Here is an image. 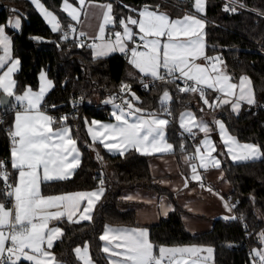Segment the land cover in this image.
I'll return each instance as SVG.
<instances>
[{
	"label": "trees",
	"instance_id": "16d2710c",
	"mask_svg": "<svg viewBox=\"0 0 264 264\" xmlns=\"http://www.w3.org/2000/svg\"><path fill=\"white\" fill-rule=\"evenodd\" d=\"M97 1L112 5L116 22L108 26L110 30H120L121 19L129 16L135 18L138 9L145 6H159L171 16L194 12L193 0ZM42 2L57 14L61 31H52L29 0H0V25L12 14H18L21 18L19 30L7 28L12 38V53L20 61V67L14 74L16 93L25 86L36 88L38 73L45 69L53 87L44 97L43 109L55 118V126L61 125V117L68 118L63 124L70 126L81 150L80 165L72 176L42 183L41 192L49 194L89 189L99 185L100 179L104 180L105 188L103 196L95 205L92 220L59 222L64 234L54 242L52 251L63 264H81L73 253V247L86 241L91 257L98 264H108L101 249L100 233L103 225L135 224L133 210L119 208L122 203L119 197L121 190L133 187L159 192L165 190L151 176L147 155L135 149H130L123 156L108 152L101 143L89 138L86 121L92 117L110 118V104L106 103V99L112 98L121 89L122 83L131 85L140 98L136 103L150 111L160 108L159 96L162 92L171 94V115H167L170 123L166 128V136L173 143L178 144L181 139L176 123L178 111L191 107L197 115H201L205 108L199 107V104H203L199 94L180 92L176 80H158L141 89L138 86L141 74L129 63L126 53L114 52L96 58L89 47H80L75 39H62L71 21L60 7L61 0ZM239 2L247 8H237L233 12L225 11L229 5L223 0H206L202 14L205 19V49L208 53L219 52L226 72L233 80H237L241 74L250 77L256 103L242 104L236 113L228 107H213L210 113L213 118L221 117L239 140L256 143L264 153V0ZM206 95L209 101L215 100V96L209 95L207 90ZM79 98L83 103L78 111L73 110L72 105ZM14 107L12 97L7 107L0 106V112H5L4 124L9 128ZM8 156L6 130L0 126V160L8 162ZM222 166L232 185L229 198L234 202L235 218H215L209 230L193 234L183 226V209L175 206L166 217L148 226L149 239L154 245L207 244L213 247V259L217 264H252L250 254L254 249L264 247L258 235L264 231V155L243 161L223 159ZM2 183L0 181V201L4 202ZM18 264L30 263L20 260Z\"/></svg>",
	"mask_w": 264,
	"mask_h": 264
},
{
	"label": "snow or ice",
	"instance_id": "6c2138e0",
	"mask_svg": "<svg viewBox=\"0 0 264 264\" xmlns=\"http://www.w3.org/2000/svg\"><path fill=\"white\" fill-rule=\"evenodd\" d=\"M31 2L41 10L52 26V31L62 30L56 15L48 11L40 0ZM77 3L79 7L64 0L63 10L73 21L80 23L81 12L91 4V0H77ZM230 5L225 7V11L235 12L237 5L243 7L239 0H230ZM93 6L104 9L99 34L88 45L82 39L87 33L81 31L78 35L81 38L79 46L90 47L94 57H105L116 51L130 52L129 63L141 74L151 77L153 81L168 82L169 78L171 82L183 80L184 86L178 87V90L199 94L209 108L230 105L233 111L238 112L242 101L249 105L256 103L250 77L243 75L238 83H233V77L227 74L222 57H209L205 54V21L197 15L186 14L182 19L173 20L167 13L160 12L159 6L154 9L145 6L138 11L137 17L121 19L119 24L122 32H114V39H111L106 38L105 30L106 26L116 22L112 5ZM193 7L196 13H203L205 0H194ZM8 24L19 28L20 20H9ZM133 26L138 28V32L133 30ZM69 29L73 33L76 31L74 25H69ZM68 35L69 32L65 31L61 38L68 39ZM137 36L139 43L135 42ZM128 42L134 43L130 49ZM11 48L12 41L5 32V25H0V49L3 51L0 55V70H3L0 74V92L7 97H14L22 109L16 111L14 125L9 132L12 145L10 163L12 169L18 172L15 183H9L8 162L0 160V181L4 183L6 196L12 199L11 207L0 201V264H18L21 259L32 264H59L50 249L54 241L64 233L60 227L50 224L65 218L73 223L92 220L95 205L105 192L104 180L100 179L99 187L93 191L42 195V183L64 180L72 175L80 165V153L77 141L72 138L71 129L63 124L68 118L61 117V126L54 128L57 121L42 110L44 96L53 87L45 73H41L38 91L29 87L22 94L16 93L13 74L20 61L12 58ZM200 59L207 63H198ZM144 87L147 88L148 85L145 84ZM207 89L221 95L209 101ZM121 91L130 93L133 99L124 100L126 107L115 105L116 111H113L112 116L116 123L91 122L88 131L93 142L98 141L109 151H117L121 156L130 149L145 155L172 152L174 146L166 140V128L170 121L161 114L145 112L144 109L135 107L133 101L140 98L131 92V85L122 83ZM170 99L169 92L165 91L161 97L162 102ZM5 102L0 99V104ZM164 114L171 115V112L165 108ZM214 124L218 126L221 140L233 161L253 160L264 155L259 145L238 142L227 132L222 121L216 120ZM180 125L189 133L193 128H198L205 134L204 140L196 147L195 154L185 157L186 161L198 159L199 163H191V175L184 177L183 181L185 188L190 181L200 182V186L204 187L198 168L207 170L221 167L220 159L214 155L216 145L210 138L213 129L208 123L198 120L192 112L181 114ZM207 190L212 191L210 187ZM225 206L230 210L227 203ZM258 235L261 244H264V231ZM100 240L106 242L103 251L110 254V259L117 258L112 260V264H199L201 260L207 261L213 252L211 247L156 246L149 239L148 231L141 228L106 225ZM74 252L83 264H93L87 245L77 247ZM203 252H207L208 256L202 257L200 253ZM250 255L253 258L252 264H264V248L254 249Z\"/></svg>",
	"mask_w": 264,
	"mask_h": 264
},
{
	"label": "crops",
	"instance_id": "0c3cea01",
	"mask_svg": "<svg viewBox=\"0 0 264 264\" xmlns=\"http://www.w3.org/2000/svg\"><path fill=\"white\" fill-rule=\"evenodd\" d=\"M29 1L31 2V0H29ZM40 3L43 4V6L48 11H51L54 15H56V17L58 19L57 14L53 10L48 8L42 2V0H40ZM68 3L72 4L75 7H79V5L77 3V0H68ZM96 4H109V3L105 2V1L91 0V4H88L86 6V8L81 12L80 23H77V22H75V21H73L71 19V17L68 15L67 12H65L63 10L64 0H61V3H60L61 9L63 10V12H65L67 17L70 19V21H71L70 25H74L75 29H76V31L74 33L71 32L69 28H68V30H66L67 32H69L68 38L75 39L77 42L80 43L81 42V38L79 37L78 34L81 31L87 33V36L83 37L82 39H84V38H91L92 39L93 37H96L99 34L98 33V28H99V24L102 22V13H103L104 9H102L100 7L93 6V5H96ZM33 6L39 12V14L42 16V18L47 23L49 28L52 30V26L45 19V17L43 15V13L41 12V10L39 8H37L34 4H33ZM143 8L144 7L138 9V11L142 10ZM149 8L150 9H154L153 7H149ZM158 10L160 12L167 13L168 16L171 19H173V20L182 19L186 14L194 13V15H199V13H196L195 11L194 12L190 11V12H184L181 15L171 16L165 10H162V9H158ZM138 11H137L136 17L138 16ZM85 12H87V15H85ZM202 17H203V15H202ZM16 18H19L20 27H21V18H20V16L18 14L10 15L7 18V20L4 23L1 24V25H5V32L10 37L11 41H12V38H11L9 32L7 31V28H10L12 30H19L20 27L19 28H14L10 24H8V21L9 20H14ZM108 26H106V30H105L106 38L114 39V36H113L114 32H116V31H121L122 32V28L120 30H110V29H108ZM133 30L138 32V28H136L135 26H133ZM38 38L42 39L41 37H38ZM92 42H93V40H92ZM97 42H99V41H97ZM135 42L139 43L138 36L136 37V41ZM204 43H205V35H204ZM133 46H134L133 42H128L129 49L131 47H133ZM89 49L91 51L92 56L94 57L93 50L90 47H89ZM116 52L122 53V52H119V51H116ZM112 53H114V52H112ZM2 54H3V51H2V49H0V55H2ZM205 54L207 56H209V57H215V56H220L221 57L219 52L208 53V52H206V49H205ZM126 55H127L128 61H129L130 60V52L126 53ZM11 56L14 59H19L18 57L13 55L12 48H11ZM197 62L200 63V64L207 63L203 59H200ZM19 67H20V64L18 66V69H19ZM18 69H17V71H18ZM136 70L139 72L138 69H136ZM2 71L3 70H0V74H2ZM42 72L46 74V79L47 80L52 81L47 76L46 70L45 69H41L39 71V73H38V85H37V87L36 88H31L30 87L33 91H38L39 90L40 83H41L40 76H41ZM14 74H13V79L15 80ZM141 75H143V74H141ZM243 75H246V74H241L237 78V80H232V82L233 83H238L239 82V78L241 76H243ZM52 84H53V82H52ZM183 86H184V81L180 85V87H183ZM27 88H29V86H25L21 90V92H18L17 94H22ZM50 89L47 91V93L50 91ZM207 92H209V95L212 94L211 96H215L214 97L215 99H216L217 96L221 95L220 93H218L216 91H213V90H210V89H207ZM46 94H45V96H46ZM12 102L15 105V107H14V110H13V113H12L11 130H12L13 125H14V119H15L16 111L22 110L19 107L18 102L15 100L14 97H12ZM242 104H247V103L242 101L240 107L242 106ZM159 105H160L159 109L152 110V111H156V113H158V114H161V113L164 114V109L165 108H167L170 111V106H167L166 103L165 104L164 103L163 104L159 103ZM221 107H228L233 113H236V111L232 110L230 105H222ZM182 109L183 108H181L180 110H182ZM42 110L46 111L45 109H42ZM204 110L207 113V110H210V108L207 107ZM148 111H150V110H148ZM193 111L196 113V111L194 109H193ZM46 113L48 115H50L47 111H46ZM203 113L201 115H197V114L196 115H197V117L202 118ZM164 115L167 116L166 114H164ZM205 117H206L205 118L206 120L204 122L208 123L209 126L213 129L212 132L210 133V138L216 145L217 151H216V153H214V155H217V157L220 159L221 167L220 168H209L207 170L198 168V172L203 177L202 182L204 184V187H201L200 186V182H197V181H190L187 188H185L183 186L184 177H190V175H191V167H190L191 163H197V164L199 163L198 159L197 160L186 161L185 157H189V156H192V155L195 154V149L204 140L205 134L203 132H200L198 128H195L194 131L192 130L191 133L182 130L181 126H180V114L177 113V115H176V123H177V126H178L179 134L181 136V139L179 140V143L178 144L177 143H173L166 136V140L167 141L169 140L171 142L170 144H172L174 146V150L172 152L156 153V154H152V155H147V162H148L150 174L154 178L155 183L158 186H160L161 188H163L165 190V192H159V191H157L155 189L144 188V187H133V188L122 189L121 192H120V195H119L120 199L122 200V203L120 204L119 208H120V210L132 209L133 213H134L135 224L129 225V224L105 223L103 225L102 230H101L100 236L103 234L106 225H110V226H113V227L141 228V229H146L148 231V226L149 225L155 224L161 218L166 217L167 214L171 210H173L175 208V206H179V207H181L183 209V212L181 214L183 226L185 227V229L187 231H189V232H191L193 234L209 230L212 227L213 220L215 218L229 219V218H226V217H234L235 216V212L233 210V203H232V201L229 198V193L232 190V185L229 182L228 178L226 177L224 168L222 166L223 159H228L230 161H233V160L231 159V156L227 154V148H226V146L223 144V142L221 140L218 126L216 127V125L214 124V121H216V120L223 121V122H224V120L221 117H216V118H212V119L210 117H208V116H205ZM167 118H168V116H167ZM111 119H113V116L110 115V118L101 119V120H99V122L106 123L109 120L111 121ZM91 122L92 121L89 122L88 128L91 126ZM114 122L116 123L115 120H114ZM60 126L61 125H57V126L53 125L54 128L60 127ZM64 126H67V127L70 128V126L67 125V124H65ZM88 128H86L87 129V133H88L89 138L92 140V137H91V134L88 131ZM226 129H227V132L231 136L235 137L237 139V141H240V143H241L242 140H239L227 128V126H226ZM71 135H72V132H71ZM72 138L75 139L73 137V135H72ZM243 142H249V141H243ZM186 144H188L187 147H186ZM11 146L12 145L10 144L9 145V156H8V168L12 171V174H13L12 175V183H15L16 178L18 176V172L16 170L12 169V167H11V163H10ZM77 149H78V151L80 153V159H81V150H80L78 144H77ZM106 150L108 152L114 153V154L115 153H119L117 151H109L108 149H106ZM202 151H203V149H202ZM241 161H243V160H241ZM98 187H99V185H97V186H95L93 188H89V189H76V190L62 191V192L49 193V194L42 193V195L49 196V195L70 194V193L81 192V191H93V190H96ZM209 187L212 189V191H208L207 190ZM126 197H132V199H127ZM221 197L223 199H221ZM226 203L230 206V210H229V207L225 206ZM6 206L7 207H11L12 206V199L11 198H10V203L6 204ZM74 219H76V217H74ZM63 220L67 221L66 218L63 219ZM59 222L60 221L52 222V224H50V226L54 225V226H58V227L61 228V225H60ZM105 244H106V242L101 240V249L102 250L105 247ZM85 245L88 246V250H89V245H88V243L86 241L83 242V243L77 244V245H75L73 247V253H74L76 258H77V256H76V254L74 252V249H76L77 247L83 248ZM160 246H165V247H191V246H197V247H201V248L211 247L213 249V247L211 245L199 244V243L161 244ZM50 251L53 253L52 248L50 249ZM157 251H158V247H157ZM89 253H90V250H89ZM104 254H105L106 258H107L108 264H112V260L117 259L116 257H111V259H110V254L109 253H105L104 252ZM200 255L202 257L203 256H208V253L207 252H203V253H200ZM54 256H55V254H54ZM90 258H91L93 264H98L91 257V255H90ZM185 258H187V257H185ZM21 260H24V259H21ZM56 260L59 262V264H63L57 258H56ZM25 261H27V260H25ZM27 262L32 264V262H30V261H27ZM80 263L83 264L82 261H80ZM199 264H217L214 261V259H213V252L211 254V257L207 261L201 260L199 262Z\"/></svg>",
	"mask_w": 264,
	"mask_h": 264
},
{
	"label": "built area",
	"instance_id": "2783aa9c",
	"mask_svg": "<svg viewBox=\"0 0 264 264\" xmlns=\"http://www.w3.org/2000/svg\"><path fill=\"white\" fill-rule=\"evenodd\" d=\"M225 2V4L230 5V0H223ZM242 4V3H241ZM237 8H247L244 4H243V7H239V5H237ZM83 42L88 45V44H91L92 43V39L91 38H84L83 39ZM259 45V43H258ZM238 55V54H237ZM164 74V73H162ZM169 80H171L169 78ZM155 81H158V80H155ZM155 81L152 80L151 77H146L144 75H141L139 77V80H138V86L141 88V89H145L144 85L147 84V85H151L153 84ZM177 81V84L178 86L180 87V85L183 83V80H176ZM132 90V89H131ZM130 98V93H125V92H122L121 89L119 91H116L113 95H112V98H111V104L113 106L115 105H122V106H125L124 105V100L125 99H129ZM83 103V100L81 98H79L78 100H76L73 105H72V109L73 110H76L78 111L79 107L82 105ZM167 106H171V101L167 102L166 103ZM4 116H5V112L4 111H1L0 112V126H2L5 130H6V136H7V142L8 144L10 145L11 144V138L9 136V132L11 131V128H9L7 125L4 124ZM52 116V115H51ZM53 117V116H52ZM8 172L10 173V180H9V183H12V171L10 169H7ZM203 183V182H202ZM1 193L3 194L5 200L4 202L6 204H9L10 203V198H8L6 196V190L4 189V183H2V186H1ZM233 205H234V202H232Z\"/></svg>",
	"mask_w": 264,
	"mask_h": 264
},
{
	"label": "rangeland",
	"instance_id": "374dc122",
	"mask_svg": "<svg viewBox=\"0 0 264 264\" xmlns=\"http://www.w3.org/2000/svg\"><path fill=\"white\" fill-rule=\"evenodd\" d=\"M193 4H194V0L192 1V9H193V11H195L194 10V7H193ZM205 6H206V0H205ZM204 13V12H203ZM203 13H199V15H197L198 16V18H200V19H203L204 21H205V19L202 17V14ZM192 14H194V13H192ZM131 92L132 93H135L133 90H131ZM165 92V91H164ZM164 92H162L161 94H160V96H159V103L160 104H165V103H167L168 101H171V99L170 100H168V101H166V102H162V100H161V97L163 96V93ZM170 94V93H169ZM135 95H136V93H135ZM137 96V95H136ZM170 96H171V94H170ZM208 98V97H207ZM130 100H132L133 98H132V96H131V94H130V98H129ZM137 101V100H136ZM136 101H133L134 102V105H135V107H139V108H142L140 105H138L137 103H136ZM202 101V100H201ZM203 102V101H202ZM106 103H109L110 104V108H109V114L112 116V113H113V111H116V108H115V106H113L112 104H111V98H108V99H106ZM197 104H199V102L197 103ZM199 107L201 108V109H204V108H207L208 106L207 105H205L204 103L203 104H199ZM209 108V107H208ZM142 109H144V108H142ZM145 110V112H155L156 113V111H148V110H146V109H144ZM211 110V109H210ZM210 110H207V113L206 112H204L203 113V115H202V118H200V117H197V115H196V113L193 111V109L191 108V107H184L182 110H179V114H180V118H181V114L182 113H185V112H192L195 116H196V118L198 119V120H203V121H205L206 119V117L205 116H208V117H210V118H213V116L211 115V111ZM181 112V113H180ZM161 115H162V117L163 118H165V119H168L167 118V116H165L164 114H162L161 113ZM93 120H95V121H99V120H101L100 118H95V117H92L90 120H87L86 121V128H88V125H89V122L90 121H93ZM114 117H113V119H111V121L109 120V121H107L105 124H107V123H115L114 122ZM222 120V119H221ZM223 122V121H222ZM224 124H225V122H223ZM181 126V125H180ZM227 125L225 124V127H226ZM217 127V126H216ZM228 128V127H227ZM181 129L182 130H184L182 127H181ZM195 130V128H193V131ZM185 131V130H184ZM167 142H169V143H171L169 140L167 141ZM238 142H240V141H238ZM241 143H252V144H256V143H254V142H252V141H249V142H243V141H241ZM257 145V144H256ZM261 248H264V247H260V248H258V249H261Z\"/></svg>",
	"mask_w": 264,
	"mask_h": 264
},
{
	"label": "water",
	"instance_id": "95a60500",
	"mask_svg": "<svg viewBox=\"0 0 264 264\" xmlns=\"http://www.w3.org/2000/svg\"><path fill=\"white\" fill-rule=\"evenodd\" d=\"M0 99L6 101L5 103L0 104L1 107H7L10 103L11 97L5 96L3 93L0 94Z\"/></svg>",
	"mask_w": 264,
	"mask_h": 264
}]
</instances>
